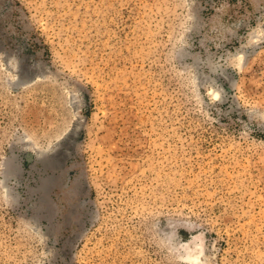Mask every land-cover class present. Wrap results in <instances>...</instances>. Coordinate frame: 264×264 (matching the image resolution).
I'll return each mask as SVG.
<instances>
[{
	"label": "rangeland",
	"instance_id": "rangeland-1",
	"mask_svg": "<svg viewBox=\"0 0 264 264\" xmlns=\"http://www.w3.org/2000/svg\"><path fill=\"white\" fill-rule=\"evenodd\" d=\"M0 264H264V0H0Z\"/></svg>",
	"mask_w": 264,
	"mask_h": 264
}]
</instances>
